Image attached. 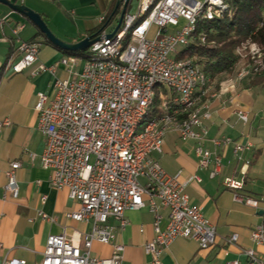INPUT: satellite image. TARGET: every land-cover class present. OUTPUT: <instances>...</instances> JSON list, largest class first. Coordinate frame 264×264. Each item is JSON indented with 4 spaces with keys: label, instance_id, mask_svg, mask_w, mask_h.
<instances>
[{
    "label": "built area",
    "instance_id": "obj_1",
    "mask_svg": "<svg viewBox=\"0 0 264 264\" xmlns=\"http://www.w3.org/2000/svg\"><path fill=\"white\" fill-rule=\"evenodd\" d=\"M229 11L225 0H141L138 13L128 12L116 34L107 37L113 31L103 32L95 37L98 40L87 49L86 57L62 59L72 77L55 78L54 96L39 93L35 105L38 129L46 141L41 164L51 171V186L67 189L69 198L78 203V209L67 218L92 227L82 235L81 245L66 232L49 236L41 264H121L125 248L115 243L109 220H116L124 229L129 225L126 212L145 207L156 218L155 237L145 246L151 264H161L162 255L178 238L194 240L202 250L215 245V226L201 208L190 204L186 192L190 181L169 175L153 155L163 153L165 136L175 131L182 141L199 144L202 168L212 160L216 172L221 168V157L201 146L208 136L206 122L211 120L202 97L214 83L196 59L179 55L191 43L199 21L221 19ZM21 29H13L18 48L7 64L15 74L33 67L41 49L39 41L20 39ZM257 46L254 43L252 48L254 64L239 72V79L264 70ZM39 72L55 75L56 69L41 65L35 73ZM158 94L162 102L159 113L147 120ZM237 116L243 123L249 122L246 112L239 111ZM5 123L0 122V129ZM211 142L216 148L232 145L235 154L245 150L228 137ZM19 167L12 165L13 169ZM7 176L6 189L17 197L13 171ZM193 180L201 181L196 176ZM224 184L241 188L232 178ZM244 202L259 209L264 198ZM161 209L169 211L165 229L160 227ZM262 210V221L252 230L251 239L264 247ZM41 216L54 221L43 213ZM237 240L234 235L230 243ZM95 243L112 245L111 257H93ZM246 255L247 264H264L253 250ZM4 264L25 262L9 260Z\"/></svg>",
    "mask_w": 264,
    "mask_h": 264
},
{
    "label": "crops",
    "instance_id": "obj_2",
    "mask_svg": "<svg viewBox=\"0 0 264 264\" xmlns=\"http://www.w3.org/2000/svg\"><path fill=\"white\" fill-rule=\"evenodd\" d=\"M9 1L39 13L56 37L75 44L101 28L116 0ZM115 20L118 24L119 19ZM17 26H22L20 39L41 43L37 63L19 74L7 67L18 48L13 34ZM104 32L107 33V24ZM65 57L70 55L40 36L26 17L0 3V122H7L0 129V264L9 260L41 264L49 236L66 232L81 245L82 235L92 227L67 218V214L78 209V203L69 198L67 189L51 186V171L41 164L46 141L38 129L37 96H54L55 78L72 77L62 63ZM41 65L54 66L55 75L35 73ZM253 77L239 79L237 75L218 86L214 82L213 89L202 97L211 120L206 122L208 136L201 146L221 157L218 172L214 160L202 168L197 154L199 144L182 141L175 131L165 136L163 153L153 155L169 175L182 182L190 181L186 189L190 204L201 208L217 232L216 243L208 250L200 249L194 240L176 239L162 255L161 264H247L248 250L264 261V247L251 239L252 230L262 221L264 205L255 209L244 202L264 198V85L251 86ZM239 111L248 114L247 124L237 116ZM224 137L240 143L245 150L235 154L234 146L216 148L211 142ZM13 164L20 167L13 169ZM11 170L17 197L6 189L7 172ZM195 176L201 181L193 180ZM228 178L240 183L241 188L226 187ZM141 182L145 183V179ZM42 213L54 221L44 220ZM168 214L167 209L160 210L161 229L167 226ZM126 217L129 225L124 229L114 219L108 223L114 229L115 243L125 248L121 264H151L145 246L155 237V215L145 207L126 212ZM234 235L238 240L230 243ZM112 253V245L95 243L91 255L109 258Z\"/></svg>",
    "mask_w": 264,
    "mask_h": 264
},
{
    "label": "trees",
    "instance_id": "obj_3",
    "mask_svg": "<svg viewBox=\"0 0 264 264\" xmlns=\"http://www.w3.org/2000/svg\"><path fill=\"white\" fill-rule=\"evenodd\" d=\"M225 2L230 6V11L221 19L199 21L192 35L191 43L179 55V58L196 59L206 77L213 83L215 82L217 86L224 80V75L235 70L239 61L237 49L242 43L257 44L261 48L264 62V0H225ZM131 3L132 0L128 5L127 13L131 8ZM116 4L117 0L105 23L93 34L94 37L101 35L105 30V25L107 24L108 27L116 19L117 14L121 11L120 7L113 16ZM39 35L49 42L40 31ZM202 38H204V42ZM65 53L76 57L87 56V51H65ZM250 84L251 86L264 85V70L254 75ZM161 103L158 94L147 120L159 113Z\"/></svg>",
    "mask_w": 264,
    "mask_h": 264
},
{
    "label": "water",
    "instance_id": "obj_4",
    "mask_svg": "<svg viewBox=\"0 0 264 264\" xmlns=\"http://www.w3.org/2000/svg\"><path fill=\"white\" fill-rule=\"evenodd\" d=\"M130 1L131 0L117 1L116 8L113 12V16L118 12L120 7H121V14L115 30L111 34H108L107 37H112L121 28L124 22V18L127 14V9ZM0 3L9 6L13 11L18 12L24 17H26L47 38L49 42H51L54 46H57L62 50L69 52H85L96 40H98V38H95L94 36H89L75 44L66 43L61 39H59L58 37H56L55 34H53V32L49 29L48 25L46 24V22L39 13L31 10L24 4L21 5L13 4L9 0H0ZM261 215H263V212H261Z\"/></svg>",
    "mask_w": 264,
    "mask_h": 264
},
{
    "label": "rangeland",
    "instance_id": "obj_5",
    "mask_svg": "<svg viewBox=\"0 0 264 264\" xmlns=\"http://www.w3.org/2000/svg\"><path fill=\"white\" fill-rule=\"evenodd\" d=\"M131 2V1H130ZM141 0H132L131 8L129 10V14L136 15L138 13V9L140 6ZM121 14V11L117 14L116 18L119 19ZM116 20H114L108 27H107V33L112 32L116 27ZM254 43L251 42H244L242 43L238 49H237V55L239 56L238 64L235 67V70L230 73L223 76L224 79L227 78H233L236 77L239 72H241L243 69H245L248 65H253L255 62V59L253 58L254 55ZM257 50H259L262 56L261 48L259 46L256 47ZM263 58V56H262ZM216 84V83H215Z\"/></svg>",
    "mask_w": 264,
    "mask_h": 264
}]
</instances>
